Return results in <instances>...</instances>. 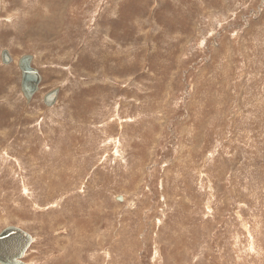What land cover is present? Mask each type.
Listing matches in <instances>:
<instances>
[{"label":"rangeland","instance_id":"1","mask_svg":"<svg viewBox=\"0 0 264 264\" xmlns=\"http://www.w3.org/2000/svg\"><path fill=\"white\" fill-rule=\"evenodd\" d=\"M7 225L27 264H264V0H1Z\"/></svg>","mask_w":264,"mask_h":264},{"label":"water","instance_id":"2","mask_svg":"<svg viewBox=\"0 0 264 264\" xmlns=\"http://www.w3.org/2000/svg\"><path fill=\"white\" fill-rule=\"evenodd\" d=\"M1 10V0H0ZM34 55L27 53L18 59V66L21 71V91L27 102H30L40 88L42 74L38 67L33 65ZM1 59L4 64L13 60L10 51L4 48L1 52ZM60 87H55L43 96L47 107H52L59 96ZM209 156H207V159ZM122 200L121 196L117 197ZM33 236L17 225H7L0 231V264H27L23 261L29 246L32 244Z\"/></svg>","mask_w":264,"mask_h":264},{"label":"bare ground","instance_id":"3","mask_svg":"<svg viewBox=\"0 0 264 264\" xmlns=\"http://www.w3.org/2000/svg\"><path fill=\"white\" fill-rule=\"evenodd\" d=\"M44 96V95H43Z\"/></svg>","mask_w":264,"mask_h":264}]
</instances>
